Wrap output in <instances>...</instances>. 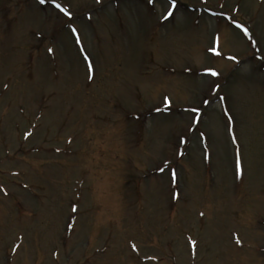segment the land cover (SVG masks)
<instances>
[{
  "label": "rangeland",
  "instance_id": "obj_1",
  "mask_svg": "<svg viewBox=\"0 0 264 264\" xmlns=\"http://www.w3.org/2000/svg\"><path fill=\"white\" fill-rule=\"evenodd\" d=\"M171 2L0 0V264H264V0Z\"/></svg>",
  "mask_w": 264,
  "mask_h": 264
},
{
  "label": "snow or ice",
  "instance_id": "obj_2",
  "mask_svg": "<svg viewBox=\"0 0 264 264\" xmlns=\"http://www.w3.org/2000/svg\"><path fill=\"white\" fill-rule=\"evenodd\" d=\"M40 2L43 3L44 0H40ZM150 2H152V0H150ZM56 7H57V8H60L61 11H65L63 8L60 7L59 4H57ZM171 7H172L173 9L175 8L174 0H172V2H171ZM65 14H67V13H65ZM172 15H173L172 11H171V10L168 11V12H167V15L165 16V19L168 18V17H171ZM210 75H212V76H217L218 73H216L215 71H211V72H210ZM205 103H207V101H205Z\"/></svg>",
  "mask_w": 264,
  "mask_h": 264
}]
</instances>
